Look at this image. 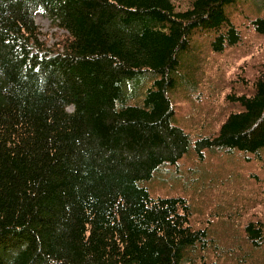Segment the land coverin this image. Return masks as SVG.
Segmentation results:
<instances>
[{
	"label": "trees",
	"instance_id": "trees-1",
	"mask_svg": "<svg viewBox=\"0 0 264 264\" xmlns=\"http://www.w3.org/2000/svg\"><path fill=\"white\" fill-rule=\"evenodd\" d=\"M236 1L0 0V264H264L262 221L212 241L147 188L190 153L264 167V61L215 134L174 125L196 33L215 54L240 44ZM36 14L62 32L51 47Z\"/></svg>",
	"mask_w": 264,
	"mask_h": 264
},
{
	"label": "rangeland",
	"instance_id": "rangeland-1",
	"mask_svg": "<svg viewBox=\"0 0 264 264\" xmlns=\"http://www.w3.org/2000/svg\"><path fill=\"white\" fill-rule=\"evenodd\" d=\"M184 8L187 0H172ZM227 8L229 19L241 35L240 44L223 54L211 51L207 36L196 33L189 58L184 59L191 75L182 73L185 84L171 93L175 110L174 125L190 135L191 141L215 134L219 125L234 110L225 102L226 94L241 92L237 79L249 81L264 61V36L251 27V21L264 17V0H237ZM41 40L51 47L62 34L50 20L36 14ZM200 35L197 36V35ZM179 85V84H178ZM71 111V108L68 109ZM152 198H184L191 209L190 224L206 228L212 241L226 228L238 232L249 221L264 223V167L239 154L228 156L204 152L203 157L190 153L178 167L166 168L147 185ZM210 261L233 264L227 259Z\"/></svg>",
	"mask_w": 264,
	"mask_h": 264
}]
</instances>
